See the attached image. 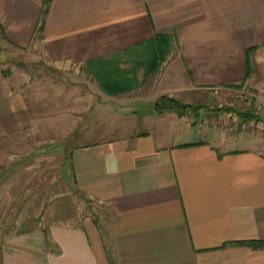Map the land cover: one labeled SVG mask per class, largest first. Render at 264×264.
<instances>
[{
	"label": "crops",
	"instance_id": "crops-1",
	"mask_svg": "<svg viewBox=\"0 0 264 264\" xmlns=\"http://www.w3.org/2000/svg\"><path fill=\"white\" fill-rule=\"evenodd\" d=\"M155 32L169 34L174 50L143 86L108 96L87 82L88 61L118 59L125 68L122 52ZM0 46L39 49L38 59L65 79L55 85L47 76L41 86L39 77L28 83L0 64V144L17 139L24 122L54 123L56 92L78 93L85 125L108 109L114 122L120 110L150 108L144 130L115 134L125 129L118 124L112 137L83 143L96 133L85 131L68 154L74 188L102 208L103 225L82 218L18 230L4 223L0 264H264V248L247 244L264 242V137L249 132L255 145L239 146L229 129L207 125L240 121L232 109L212 113L202 104L205 91L221 99L243 86L264 90V0H0ZM161 97L201 108H188L187 117L158 112ZM58 103L71 107L66 97ZM262 115L248 126L261 132ZM7 155L0 150V163ZM6 171L0 164V222Z\"/></svg>",
	"mask_w": 264,
	"mask_h": 264
},
{
	"label": "rangeland",
	"instance_id": "rangeland-1",
	"mask_svg": "<svg viewBox=\"0 0 264 264\" xmlns=\"http://www.w3.org/2000/svg\"><path fill=\"white\" fill-rule=\"evenodd\" d=\"M39 52V49H37V51L27 49L16 52L7 49L4 52L0 48L1 68L6 73H10L11 70L21 72L22 79H24V81L28 80V83L39 77L40 83H42L41 86L45 85L44 82H46L45 79L47 76L55 79V85H57V81L65 80L48 67L45 61L38 59ZM32 53L38 56L32 55ZM139 75H141V69ZM66 80L70 84H78L80 82L78 78L75 79L72 77ZM87 80L88 83H95L93 77H88ZM138 81H140V86L146 83V80L142 81V76L138 77ZM24 86L28 87L26 85ZM27 92L30 93V91ZM205 92L209 99L208 102L204 100L202 104L203 107H206L208 111L212 113L223 112V110H227L229 106L230 109H232L231 113L234 114L232 116L234 118L236 116L239 120V114L241 112L253 114V118L246 123H241L234 119V121L224 124L222 122H218L217 125L207 123L210 128L223 126L229 129V133H234L232 134L233 137H238V140L241 139L239 146H246L247 148H250L257 142L256 138L254 140V137L249 135V132L254 131L257 132L260 137H264V127H262L260 132L259 129H253L248 126L252 120L259 118L260 113H264L257 109L252 103L241 100L237 95L238 89H231L230 95L224 94V96H222L221 94L219 96L221 99L214 96L212 97L210 95V93L213 92L212 90ZM43 97H46V95ZM57 97H59V99H57ZM65 97L69 99L71 107L68 110H60L58 101H63ZM50 98V101L56 102V104H54V123L50 122L47 127L46 124L43 125L42 123H39V125H27L24 122V125L17 131V139L11 137L8 138L7 142H2L0 144V150L8 154L6 158H1L0 163L7 168L6 174L8 183V201L5 207L6 211L3 220L0 222V229H2L4 223L7 229L18 230H33L40 225L45 227L50 223L72 226L77 225L78 221L82 218L96 221L99 226L103 225L102 215L104 212H102V208L97 203L82 198L74 188V178L69 166L68 154L74 146L81 143L79 139L81 136H84L83 133L85 131H96V133L88 136L86 139L87 142L83 143H88L89 140L92 141L95 138H102V133H105L104 135L108 138L112 137L107 133L109 129L113 130L119 128L118 124H120L121 127L125 126V129H121L115 134H123L124 132L127 134L126 131L128 130H131L129 133H137L140 130H144L143 122L150 113V108H148V106L135 105L133 106L134 110H120L122 115L116 118L119 119V122L116 119L113 122L109 117L112 111L108 109L107 111H101L102 120L95 123L93 118H91L90 121L88 118V122L85 125L79 121L80 111L77 108L78 93H71L69 97H67L66 93L62 95V93L56 92L54 97L50 96ZM245 102L250 104V107L244 105ZM164 104L167 105L166 103ZM181 104L186 106L183 103ZM133 111H135V113H133L134 121L131 120L132 118L127 120V114ZM41 112L43 113V111ZM91 112L88 111L87 117L91 115ZM117 112H119V110ZM163 112L177 114L184 112L183 114H186V117L190 113L188 110L172 111L169 110V108L165 109ZM128 121L130 124H128ZM80 132L82 133L79 134ZM50 142L53 144H48ZM47 146L52 148L47 150ZM261 150L262 154H264V145Z\"/></svg>",
	"mask_w": 264,
	"mask_h": 264
},
{
	"label": "trees",
	"instance_id": "trees-1",
	"mask_svg": "<svg viewBox=\"0 0 264 264\" xmlns=\"http://www.w3.org/2000/svg\"><path fill=\"white\" fill-rule=\"evenodd\" d=\"M49 2L50 0H44V5ZM45 14L46 9L44 8L41 13L39 29L42 27ZM173 50L172 37L166 33L155 32L152 38L122 52L129 57L128 66L125 68H120L121 61L118 59L108 60L100 58L88 61L86 69L98 83L104 94L117 96L129 93L140 86V81H138L140 69L142 81L156 74ZM155 107L158 112H163L167 108L172 111L201 108V106L194 108L190 105L184 106L179 101L168 97H161ZM183 113H179V115H183ZM239 118L241 123H246L253 116L248 112H241ZM247 244L253 248H264V242H249Z\"/></svg>",
	"mask_w": 264,
	"mask_h": 264
},
{
	"label": "built area",
	"instance_id": "built-area-1",
	"mask_svg": "<svg viewBox=\"0 0 264 264\" xmlns=\"http://www.w3.org/2000/svg\"><path fill=\"white\" fill-rule=\"evenodd\" d=\"M237 95L241 100L252 103L257 109L264 113V90L256 92L247 86H243L238 89Z\"/></svg>",
	"mask_w": 264,
	"mask_h": 264
}]
</instances>
